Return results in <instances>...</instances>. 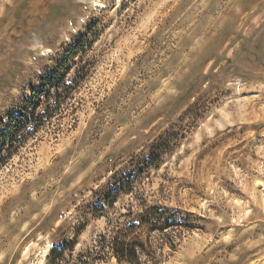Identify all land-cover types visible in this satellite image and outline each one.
Segmentation results:
<instances>
[{
    "label": "rangeland",
    "instance_id": "rangeland-1",
    "mask_svg": "<svg viewBox=\"0 0 264 264\" xmlns=\"http://www.w3.org/2000/svg\"><path fill=\"white\" fill-rule=\"evenodd\" d=\"M80 42L60 113L0 154V264L88 246L120 182L110 214L180 218L157 264H264V0H0V132Z\"/></svg>",
    "mask_w": 264,
    "mask_h": 264
},
{
    "label": "trees",
    "instance_id": "trees-1",
    "mask_svg": "<svg viewBox=\"0 0 264 264\" xmlns=\"http://www.w3.org/2000/svg\"><path fill=\"white\" fill-rule=\"evenodd\" d=\"M82 44L80 42L65 51L58 66L42 77L40 87L31 93L22 111L9 117L8 124L0 132V154L13 137L28 126L33 129L42 127L60 113L74 89L66 82V75L77 62L73 57L79 59L80 54L76 52ZM39 108L43 111L38 112ZM125 187L126 184L120 182L99 204L100 213L107 219L104 232L97 234L88 246L77 252L74 250L75 239L54 245L46 256L45 264H109L112 260L115 264L160 262L162 246L167 243L170 248L174 246L168 236L172 230L180 228V218L176 210L160 205L149 206L145 202L139 204L136 210L130 204L124 212L110 214L108 209L113 208L117 195L130 189V186ZM153 233L160 237L153 239Z\"/></svg>",
    "mask_w": 264,
    "mask_h": 264
}]
</instances>
